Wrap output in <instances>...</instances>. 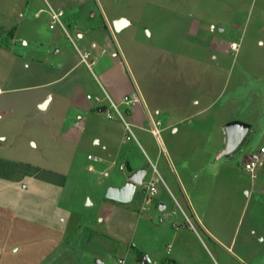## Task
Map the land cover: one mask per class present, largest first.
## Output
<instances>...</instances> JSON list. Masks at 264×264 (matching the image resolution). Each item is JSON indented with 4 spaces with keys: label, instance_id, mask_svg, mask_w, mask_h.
Returning <instances> with one entry per match:
<instances>
[{
    "label": "rangeland",
    "instance_id": "1",
    "mask_svg": "<svg viewBox=\"0 0 264 264\" xmlns=\"http://www.w3.org/2000/svg\"><path fill=\"white\" fill-rule=\"evenodd\" d=\"M51 8L62 12L54 27ZM120 17L127 24L116 30ZM0 87L17 88L0 94V145L14 146L0 157L25 164L0 174V264H264V163L256 177L244 168L264 146V0H0ZM75 90L97 105L83 137L61 136ZM133 93L140 102L120 108L137 137L132 163L148 172L120 202L106 192L131 175L120 168L124 155L89 137L112 144L106 135L124 125L96 97L118 103ZM43 94L53 100L41 109ZM234 119L252 130L219 156Z\"/></svg>",
    "mask_w": 264,
    "mask_h": 264
},
{
    "label": "crops",
    "instance_id": "2",
    "mask_svg": "<svg viewBox=\"0 0 264 264\" xmlns=\"http://www.w3.org/2000/svg\"><path fill=\"white\" fill-rule=\"evenodd\" d=\"M80 36H81V34H80ZM49 45L47 44V46H49L48 49H47L49 52L54 51V50L56 52L60 51V49L57 48L55 45H52V46H51V44H49ZM96 46H97V44H96ZM111 54L112 55H116V53L114 51H112ZM68 72L69 71H66L65 74H67ZM43 84H47V83H42V84H39V85H43ZM26 87L27 86L20 87V88H26ZM14 89H17V88L16 87H10L8 89H2L1 88L0 94H2L5 90H14ZM88 94H90V93L86 94V101L79 100V98L77 97L76 90H75V93L72 91L71 93L66 94V96H65V99H66L65 106H66V108H65V110H64V112H63V114L61 116L62 117L61 118V120H62L61 123L64 122L63 125H65V129H64V132L62 133L61 136L77 135L79 137H83L85 135L84 134L85 124L89 120V115L88 114L91 111L95 110V105H97V103L96 104H88L87 105V101L89 100V98H87ZM46 100L48 101V104H47L46 108H48L50 106V104L52 103V100H53L52 97L49 96L48 94H43L37 99V104H38L37 106L40 107L41 104L43 102H45ZM137 104H138V102L135 103L134 105L136 106ZM41 109H44V108H41ZM125 111H126L128 116H131V117L134 116V111H133L132 106L131 107L130 106H126V110ZM98 112L101 113V112H104V110H99ZM67 118H69V121H67ZM157 122H159V121H157ZM132 125L134 126L133 123H132ZM133 128L134 127H132V129ZM116 133L117 134H114V135H111V136L109 134L106 135V138H113L112 144H110V140H109V142L108 141H104L100 136H98L97 133H93L89 137V141H91V143L94 146H97L96 148H116V152H117V154H119L120 157L122 155H124V157H123L124 161H122V163L120 165L124 164L125 168L129 167L130 168L129 174H132L134 171H136L138 169L144 168L143 164L138 163L135 160L132 163V158H131L132 154H131L130 150H131V148L134 147V144H132V142H131L132 138H130V139L127 138L128 131L125 128V124L123 125L122 123H120L118 125V132H116ZM133 133L135 134L134 130H133ZM135 138H137L136 134H135ZM0 148H14V146L6 147V146H3V145H0ZM90 154H92V153H90ZM159 154L160 153H157V155L155 156L156 162H154V163L156 164V166H157V161L159 159ZM246 159H247V157H246ZM24 165L25 164H23V163L21 164L20 162L10 161L8 159H4V158L0 157V174H4V175L7 174V172L5 173L4 170L11 169V168L12 169H16L17 171L20 170L21 168L24 169ZM158 171H159V169H158ZM161 171L164 174V176L167 178V182L166 181L165 182L170 188L171 180L169 179V175L167 174L164 166H161ZM147 172H148V170H147ZM159 173H160V171H159ZM160 176H162V174H160ZM18 179H20V178H18ZM174 180L176 181L177 186L184 193L185 190H184V187L182 185V181H181L180 177L177 174H175ZM185 198H186V201H189L187 196H185ZM177 202H178V200H177ZM178 204H179V207L181 208V210L184 212L185 216H188L187 213L185 212L182 204L180 202H178ZM174 213H176V211H174ZM212 239L215 240L214 238H212Z\"/></svg>",
    "mask_w": 264,
    "mask_h": 264
},
{
    "label": "built area",
    "instance_id": "3",
    "mask_svg": "<svg viewBox=\"0 0 264 264\" xmlns=\"http://www.w3.org/2000/svg\"><path fill=\"white\" fill-rule=\"evenodd\" d=\"M49 13L52 16V20H53L52 23H51L52 24L51 27H54L59 22L61 23L60 16L62 15V12H56L54 9L51 8L49 10ZM68 35H69V33H68ZM239 47H240V43L236 42V41L231 42L230 46H229L230 50H232V51H238ZM81 57H82L81 58L82 62L87 63L88 66H91V64L88 63V59L90 58V54L89 53H87V52L86 53H81ZM0 92H1V88H0ZM87 98L93 99V96L91 94H88ZM96 100L98 101V103L104 102V100L106 101V105H108V108L106 109L107 116L109 118H113L115 116H119L123 120V122L125 124V128L128 131L127 138L128 139L133 138L134 137V133H133V129H132L133 125L128 120L126 115L122 112L120 106L122 104L128 105V104H134V103L140 102V97L138 96V94L137 93H133L132 96L126 95L124 97V99L121 100L118 103L115 102L114 100H112L110 98V96H108V95L105 98H103V99L101 97L97 96ZM159 123L160 122L152 121V124L154 126V128H153V132L154 133L159 134V130L157 128V125ZM88 159L90 161H92V162H101V161H103V158L101 156L93 155V154H89L88 155ZM263 163H264V146H262L258 150L253 151L247 157V159L244 162V168L251 173L252 177H256L257 169H258L259 166L263 165ZM120 168L121 169H125V165L124 164L120 165ZM89 169L90 170H94L95 169L94 165H91L89 167ZM154 171L160 176V173H159L158 168H157L156 165H154ZM157 180H158V178H154L153 177L150 181H147L145 183V188L148 191V195H147L146 200H145V202L147 204L152 201V195H154L158 191ZM144 208H147V206H144ZM188 219L192 223L191 219L190 218H188ZM118 261L121 264L125 263V259H123V258L119 259Z\"/></svg>",
    "mask_w": 264,
    "mask_h": 264
},
{
    "label": "water",
    "instance_id": "4",
    "mask_svg": "<svg viewBox=\"0 0 264 264\" xmlns=\"http://www.w3.org/2000/svg\"><path fill=\"white\" fill-rule=\"evenodd\" d=\"M127 24V21L124 17H120L119 19L113 22L114 28L116 30H120ZM48 101L46 100L41 104V108H46ZM224 130L226 134L225 145L222 148L219 156H230L235 150L241 145L243 140L246 138L247 134L252 130V125L249 122L234 119L228 121L224 125ZM147 174L146 168H141L134 171L122 186L111 185L108 187L106 196L110 199L120 201V202H130L138 185L143 184L144 178ZM90 203V200H88ZM160 209H165L166 205L164 203L160 204ZM139 260L141 262H146L148 260V255H142Z\"/></svg>",
    "mask_w": 264,
    "mask_h": 264
}]
</instances>
